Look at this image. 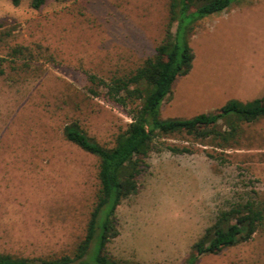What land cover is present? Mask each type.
Returning <instances> with one entry per match:
<instances>
[{"label": "rangeland", "instance_id": "374dc122", "mask_svg": "<svg viewBox=\"0 0 264 264\" xmlns=\"http://www.w3.org/2000/svg\"><path fill=\"white\" fill-rule=\"evenodd\" d=\"M167 20L168 0H48L38 10L29 0H0V253L74 252L99 188L98 160L66 141L63 127L77 122L98 143L114 144L128 108L92 94L103 90L87 76L107 82L133 72L153 56ZM187 40L192 68L176 78L162 119L264 96V0L195 21ZM16 47L26 49L22 58L10 56ZM243 128L224 149L185 135L160 138L136 194L115 211L118 236L107 254L127 264H264V224L218 253L197 256L193 248L219 211L264 203V119Z\"/></svg>", "mask_w": 264, "mask_h": 264}, {"label": "trees", "instance_id": "16d2710c", "mask_svg": "<svg viewBox=\"0 0 264 264\" xmlns=\"http://www.w3.org/2000/svg\"><path fill=\"white\" fill-rule=\"evenodd\" d=\"M8 1L18 6L22 0ZM47 1L29 0V7L38 10ZM243 1L246 0H168L164 36L154 48L152 57L146 58L133 72L107 82L94 75L87 76L91 85L103 90V93H97L89 89L90 92L96 96L101 94L119 107L128 108L130 122L116 136L111 147L88 136L77 122L63 127L66 141L98 160L99 188L85 235L72 254L24 258L0 253V264H127L110 257L105 248L118 236L115 211L124 199L136 194L145 159L151 152L159 150L156 142L171 135H185L194 141L208 142L224 149L238 142L244 133L243 126L264 119V96L248 101L230 99L215 111L187 119H162L159 113L176 78L188 74L192 68L194 53L187 40L190 25ZM25 51L16 47L10 56L22 58ZM5 62L6 59L0 57V75L4 74ZM165 149L175 154L191 153L187 147ZM263 224L264 203H236L227 210L219 211L193 248L197 256L218 253L226 247L250 240Z\"/></svg>", "mask_w": 264, "mask_h": 264}]
</instances>
